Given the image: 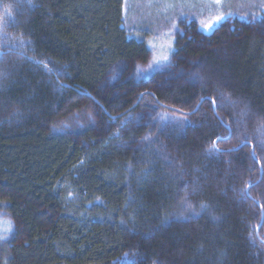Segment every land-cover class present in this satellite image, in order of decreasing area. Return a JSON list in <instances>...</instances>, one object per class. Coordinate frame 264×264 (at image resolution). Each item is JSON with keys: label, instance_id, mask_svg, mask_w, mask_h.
Masks as SVG:
<instances>
[{"label": "trees", "instance_id": "obj_1", "mask_svg": "<svg viewBox=\"0 0 264 264\" xmlns=\"http://www.w3.org/2000/svg\"><path fill=\"white\" fill-rule=\"evenodd\" d=\"M124 6L0 0V209L22 241L0 264H264V38L184 25L175 56L208 75L112 99L115 66L148 54ZM82 102L98 121L58 129Z\"/></svg>", "mask_w": 264, "mask_h": 264}, {"label": "rangeland", "instance_id": "obj_2", "mask_svg": "<svg viewBox=\"0 0 264 264\" xmlns=\"http://www.w3.org/2000/svg\"><path fill=\"white\" fill-rule=\"evenodd\" d=\"M125 1V22L129 30L133 32H144L148 34L146 39L148 46L147 56L138 61L120 63L111 71L108 79L100 86L99 93L112 89L114 84L135 79L136 81H148V78L155 74L166 75L163 82L164 88H169L180 82L199 83L203 76L208 75L205 67L198 69L202 58L194 55L175 56L176 41L182 38V26L192 23L197 33L203 36L213 35L221 25L228 27L229 31L234 24L244 23L258 27L259 36L264 38V0H124ZM223 16L217 20L216 17ZM208 25H211L209 27ZM229 41H225L227 44ZM223 59V58H222ZM175 62L179 65L175 66ZM173 68V69H172ZM169 69L174 70L171 73ZM216 74H218L216 72ZM224 72L219 73L220 82L226 83ZM159 80V78L157 79ZM115 82V83H114ZM155 82V81H154ZM149 84L150 86H153ZM148 86V85H147ZM122 92L112 89V99L121 96ZM94 107V106H93ZM89 102H82L75 110L70 111L65 119L56 123V127L62 130L80 128L85 124L91 125L98 121L95 109ZM164 121L169 119V113H162ZM144 114H137L132 121L133 124L145 119ZM154 117V116H153ZM157 118V116H156ZM154 119H148L149 126ZM174 123V122H173ZM20 224L12 219L7 213L0 209V262L9 257V249L12 244H21L18 239ZM16 259V258H15Z\"/></svg>", "mask_w": 264, "mask_h": 264}, {"label": "snow or ice", "instance_id": "obj_3", "mask_svg": "<svg viewBox=\"0 0 264 264\" xmlns=\"http://www.w3.org/2000/svg\"><path fill=\"white\" fill-rule=\"evenodd\" d=\"M216 3L219 4L220 0H216ZM223 18H224L223 16L216 17L217 20H220V19H223ZM208 26L211 27V25H208Z\"/></svg>", "mask_w": 264, "mask_h": 264}]
</instances>
